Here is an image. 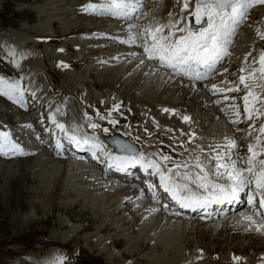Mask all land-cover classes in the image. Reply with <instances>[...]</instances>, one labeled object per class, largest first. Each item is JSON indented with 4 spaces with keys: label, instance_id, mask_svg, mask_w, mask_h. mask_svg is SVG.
I'll list each match as a JSON object with an SVG mask.
<instances>
[{
    "label": "rangeland",
    "instance_id": "1",
    "mask_svg": "<svg viewBox=\"0 0 264 264\" xmlns=\"http://www.w3.org/2000/svg\"><path fill=\"white\" fill-rule=\"evenodd\" d=\"M86 1L88 0H0V76L9 81L22 77L21 85L28 89L26 103L31 97V92L39 93L43 97L40 101L49 97L54 98L52 109L56 111L59 108L61 116L71 125H85L87 123L85 113L90 118V111L95 116L97 112L102 111L100 114L106 115L108 107L101 106L102 102L100 104L97 101L98 97H104V91L115 92L116 89L113 81L110 82V76L115 77L116 70L110 71L113 68L105 70L102 68L103 64L96 69L95 64L99 56L87 55L91 45L102 43L92 41H95L94 36L97 37L96 35L100 33L98 32L100 28L107 26L105 21L108 19L92 17L90 21L89 18H85L81 6L86 4ZM169 1H163L167 2L166 9L169 8V4L171 5V0ZM258 16L256 14L252 21H257ZM91 31L95 34H89ZM37 39L41 40L38 41L41 43H37ZM19 40H24V43L19 44ZM260 46H264L262 41ZM113 49L111 47L108 54ZM48 53L49 57L46 56ZM13 60L16 62L15 65ZM37 61L44 64L46 72H42ZM60 61L67 65L66 72L56 68L55 65ZM99 73H103L102 76H98ZM142 77L137 74L132 77L135 79V86L139 87L143 83ZM231 80L233 82L234 78L231 77ZM120 90L123 91V88ZM172 96L169 94L167 98L163 97L160 103L165 100L171 101ZM129 98L130 96H127L125 106L121 107L132 115L131 110L127 109L129 102L131 103ZM98 105L102 108L100 111H97ZM93 107L97 109L93 110ZM28 108L27 110L26 106L21 107L19 109L22 111H19L15 103H8L5 97L0 96V120L9 124L8 128L15 142L22 141L23 144L27 142L31 145L29 136L36 134L34 130L38 129L39 123L35 124V129L34 126L29 129L25 125L39 122L41 107L29 105ZM189 109L197 111L193 105ZM198 115L203 116L201 113ZM121 119H123L121 124L115 128L103 121L101 126L115 131L129 123L125 122L127 116L123 115ZM137 119H133L135 122L133 124L139 126ZM214 124L212 128L217 131L220 126L218 123ZM88 130L90 129L84 128V131ZM43 147L44 145L40 149L43 150ZM0 156H8V159L0 158V264H25L27 261L49 264L48 261L52 259L47 257L49 251L53 255V262L63 255L65 264H157L158 260L153 261L155 254L168 250L174 256L179 245H184L186 252L195 249L198 252H206V247H214L212 237L209 238L207 232L205 236L200 232L198 239L189 233L181 234L182 239L171 236L158 237L151 243L143 244L142 249L138 250L134 243L139 239L133 242L122 239L121 222L118 223L117 219L108 215L109 211L106 212L108 207L111 209L115 204V201H110L113 196L111 192L115 189L110 191L87 175L68 172L64 164H53L51 159L45 156L40 158L38 154H33V159L29 161L25 158L31 157L30 155L19 157V160L16 156L13 160L10 159L14 157L9 155ZM22 163L23 172L20 165ZM62 166L63 169L60 170ZM56 167L59 168V173ZM75 226L72 234L64 237ZM89 237L90 239H87ZM217 238L215 240L218 242H215L218 255L222 250L220 243H223L226 237ZM111 241L112 244L115 241L119 243V261L106 260L104 254H99L98 249L94 247L101 242L111 249ZM228 246L239 247L230 241Z\"/></svg>",
    "mask_w": 264,
    "mask_h": 264
},
{
    "label": "snow or ice",
    "instance_id": "2",
    "mask_svg": "<svg viewBox=\"0 0 264 264\" xmlns=\"http://www.w3.org/2000/svg\"><path fill=\"white\" fill-rule=\"evenodd\" d=\"M258 5H264V0H182L179 17L170 19L166 24L143 28L130 23L128 37L118 39L120 44L142 49L129 53L131 58L139 61L137 67L150 64L156 71L165 70L172 76L186 79L193 91L198 90L199 83H203L213 96L222 97L214 103L221 105L220 110L228 118V123L236 132L246 131V136L251 138L245 153L241 152V146L234 136H225L223 143L209 145L208 150H205L195 144V133L181 130L179 136L187 135L188 139L179 140L176 135H172L170 139L175 144L172 150L175 152L177 147L180 148L177 154H187V160L176 161L172 155L160 150L144 153L133 144L119 140L114 143L120 154H114L107 150L106 143L97 135L98 131L108 135L109 128L102 127L87 113V123L74 124L71 133L64 123L56 120L55 113H49L48 121L70 145L88 151L93 160L106 163L107 169L127 173L129 169L135 168L149 177L157 178L158 184L146 181L147 192L154 204L160 205L164 199L158 189H162L180 209L199 212L207 218H211L215 210L222 211L224 206L244 203L246 210L240 213L241 222L246 224L244 230L264 234V50L252 59L251 64L247 62L252 53L246 54L238 83L225 79L219 84H208L218 74V66L230 55L229 49L237 29L248 19L250 10ZM81 10L89 15L125 21L139 20L144 15L143 0H100L99 3L82 5ZM190 18H194L195 26L188 22ZM133 29L136 31L133 32ZM257 36L264 40V31L257 28ZM60 66L67 67L66 64ZM224 71L227 72V69ZM21 79L9 81L0 76V96L25 107L28 89L21 85ZM241 91L244 93L240 97L242 108L236 96L228 95ZM30 95L35 99V92ZM120 107V104H114L107 116L97 112L98 120H106L108 125L115 128L119 120L112 113L119 112ZM163 112L178 115L174 109L164 108ZM120 115L123 116V113ZM181 119L189 123L191 118L184 115ZM241 123H245L247 128L237 127ZM153 124L161 130L158 122L153 120ZM25 127L31 129L32 125ZM85 127L92 130L91 135L84 131ZM124 127L131 126L126 124ZM162 131L174 133L175 130L166 128ZM145 133L149 137L153 135L147 128ZM139 139L137 136L136 140ZM194 144L195 147H190ZM55 147L59 154L63 148L60 139L56 140ZM24 154V149L14 141L10 132L0 131V155ZM144 196V189H141L137 199H143ZM162 208L165 212L169 211V204L163 203ZM160 210V207H153L149 211L155 213ZM240 260L239 256L233 257L235 264H239ZM53 264H65V260L58 257Z\"/></svg>",
    "mask_w": 264,
    "mask_h": 264
},
{
    "label": "bare ground",
    "instance_id": "3",
    "mask_svg": "<svg viewBox=\"0 0 264 264\" xmlns=\"http://www.w3.org/2000/svg\"><path fill=\"white\" fill-rule=\"evenodd\" d=\"M163 1L164 0H143L146 9L144 7V15L138 20L137 24H139L142 28L155 26L157 24H166L169 22L170 19H175L181 15L180 10L182 6V0H171V5L169 4L170 1L167 0L169 1L168 9L165 8L168 7L165 6L167 2L164 3ZM99 2L100 0H93V3H99ZM169 13H172L171 17L169 16ZM256 14L259 15L257 17V21H252L253 17ZM84 16L85 18L87 17V19L89 18L90 21L92 17H95L94 15H89L86 13ZM93 20L94 19H92V21ZM163 20L166 21V23H163L164 22ZM188 22H191L193 26H195L194 18H190ZM245 22H246L245 24L241 25L237 29V32L233 37L232 44L229 49L231 55L225 58L226 63L224 65L222 75H220L219 78L217 77L215 80H211V81L209 80L208 81L209 85H211L212 83L219 84L221 81L225 79L232 81L231 77L234 78L233 82L238 83V78L239 75L241 74L240 68L245 66L244 58L246 54H248L249 52L252 53V55L248 58V62H247L248 64H251L252 59L254 57H258L259 55L258 53L262 48V46H260V42L262 41L264 43V40L259 39V37L257 36V28H260L262 31H264V5H258L255 8L251 9L248 15V19ZM106 27L100 28V31H98L100 33L96 35L97 37L94 36L93 40L95 41L92 42H97V41L105 42V39L99 38V36L106 35L108 33ZM44 31L46 32L47 30L45 29ZM133 31H136V29H133ZM124 32L125 31H116L115 35L112 36L111 39H113L114 42L109 41L111 44L108 45L110 47H113L114 49L113 51H109L110 54H108V50H109L108 48L100 47L101 44L96 46L91 45V48H89V52L87 54L89 56L91 55H96V57L99 56V59L97 60L98 62L95 61L96 62L95 65L97 66L96 69H99L98 67H100V65L103 64V66L102 65L101 66L105 70L107 68H114L110 71L116 70V72H114L115 77L110 76V80H111L110 82L113 81V83L115 84L114 88L116 87L115 92L104 91V97H98L97 100L98 102H100V104L102 102L101 106L106 105L108 107L106 115L104 116H107L109 110L112 109L114 104H120L121 106L124 105V103H126L125 101L127 99V96H130L129 100L131 101V103L129 102L128 104L129 108L127 109L131 110L132 115H130L131 114L130 112H129L130 114H128V111L125 112V110H123L122 108L123 106L120 107L119 112H113L112 115L113 117H117L119 123L121 124V121L124 118L121 119L120 113H123V115L127 116L126 119L127 121L125 120V122L129 121L128 124L131 127L130 128L119 127V129H117V131L119 132L109 133L106 136H109L111 134H120L125 138H128L130 141H132V143H134L138 147V149L144 153H150L160 150L164 153L172 155L176 161H183L188 159L187 154H185L184 156H180L177 154L178 152L181 151L180 148L177 147L175 152L172 150V147H175L174 142L170 139L172 135H176L179 140L187 141L188 139L187 135L183 137L179 136V132L181 130L184 133H195L196 135L195 144L201 145L202 147L205 148V150H208L209 145L223 143V138L225 136L228 137L234 136L241 146V152L242 153L246 152L247 144L250 142L251 138L246 136V131L236 132L234 127L230 123H228V118L220 110L221 105H216L214 103L216 99L222 97L213 96L210 92H208V90L202 84H198L197 85L198 90L193 91L190 87H188V84L184 83L183 81H180L178 77L170 75L165 70L156 71L150 64H145L144 66L137 67L139 61L131 58L129 56V53L132 51H142V49L136 47L129 48V45L127 44H120L118 40H116V37L118 39H126V37L122 35V33ZM18 43L23 44L24 40H19ZM103 49H106V51H102ZM46 56L49 57L50 53H48ZM52 57L54 58L55 56ZM128 59H131L129 61L130 66L128 65V63L126 64V60ZM61 64L64 63L60 61L58 66L57 64L55 65L56 68L59 69L60 71H65V67L60 66ZM37 65L42 68V72H46L47 69L41 61H37ZM225 69H227V72L224 71ZM102 74L103 73H99L98 76H102ZM135 74L141 77L144 76L142 77L144 79L143 83H141L139 87L134 85L135 79H132V77ZM64 75H66V73ZM21 76L23 75L21 74ZM214 77L215 76H213L211 79H213ZM117 85L119 88H117ZM122 88L123 91L120 90ZM35 94L37 101H40V99L43 98L39 93L35 92ZM169 94L173 95L171 101L165 100L160 103V99H162L163 97L167 98ZM243 94H244L243 91H241L240 93H229L228 95L231 96L236 95L237 103H240L242 108V101L240 100V97ZM40 102L42 105L49 106L50 108H52L51 106L54 102V98L52 97L45 98L42 99ZM192 105L194 106V108L196 107L197 111L193 112L189 109V107H192ZM164 108H168L170 110L174 109L176 113H178V115L165 113L163 112ZM101 109L102 108H99L97 109V111H100ZM41 111L43 113L44 111L43 108L41 109ZM198 113L203 114V116L198 115ZM184 115H187L191 118L189 123H184L182 121L181 118ZM43 116L46 119V115L44 114ZM55 118L57 121L60 122L62 121L57 115H55ZM136 118H138L137 120L140 123L139 126L133 124L135 123L133 119ZM153 120L159 123L161 130H158L155 127V125L153 124ZM103 122H107V121L105 120ZM103 122L99 121L100 124H102ZM207 122L209 123V126ZM217 123L219 124L220 128L218 127V130L216 131V129H213L212 127L213 124L216 125ZM35 124H37V122L31 123V125L34 126V129H35ZM8 126L9 124H7L5 121L0 120V131L4 130L10 132ZM237 127H239L240 129H246L247 125L245 123H241ZM47 128H48L47 126L45 127L42 126L41 128L38 127V129H36L37 131H39L38 135L36 134L33 136L32 135L29 136V139L32 142L31 145L28 144L27 142L26 144H23L22 141L19 142L17 141V143H19V145L24 149L25 152L24 155L30 154L31 156V157H26L25 160L26 161L32 160L33 154H38L40 158L41 156L43 157L45 156L51 159L53 164H59V163L64 164L68 172H77V174L87 175L88 177L92 178L94 182L100 184L103 187L110 189V191L111 189H115V191L113 190V192H111L113 193L112 195L114 197L112 196L110 200V201H115L114 202L115 204H113L114 206L112 205L111 209L108 207L106 212L109 211L108 215L110 217H114L115 219H117L118 223L121 222L120 224L121 226H123V228L121 230L120 236H122L121 237L122 239L129 242L137 241L139 239V241L134 243L135 245H137L138 250L142 249L143 244L151 243L154 239L158 237L171 236L172 238L175 239H182L181 234L189 233L192 234L194 238L198 239V234L200 232L202 233L203 236H205L207 232L209 234V238L212 237V242H214V247L213 248L206 247V252L205 251L198 252L197 249L191 252H186L184 251L185 250L184 245H179L176 247L177 252L174 254V256L172 255V252L168 250L158 255L155 254L153 261L158 260L157 264H235V262L233 261L234 256L241 257L239 264H264V234L257 233L255 231L244 230L246 224L245 222H241L240 220V213L243 210H237V214H234L231 217H229L228 215L225 216L221 213L216 216H211V218L205 217L204 218L206 220L205 223H198L197 220L193 221L192 218L190 219H187L185 217L173 218L165 211L161 213L159 211L155 213H151L149 210L156 206L154 203L150 202V199H146L145 196L143 199H137L142 189L139 185H137V182H127L131 184L132 183L135 184L134 188H127L128 187L127 185H119L117 182V180H121V181L124 180L118 178L109 179L107 178V175H105L104 177L103 174L100 173L97 166H94L93 164L90 165L84 164L83 162H85V160H80V159L78 160V158L71 156L57 159L56 157L53 158L52 155L47 154V152L49 151H47L45 146L46 144H49V141L48 139L44 138L45 137L44 134ZM53 128H55L54 125ZM53 128L51 124L50 130ZM145 128H147L150 132L153 133L151 137H149L145 133ZM166 128H171L175 131L174 133H165L164 131H162V129H166ZM111 131L112 130H109V132ZM87 133L91 135L92 130L91 129L88 130ZM97 135H99L100 139L102 140V136L105 134H103L102 131H98ZM137 136L140 137L139 140H136ZM37 137H39V139H37ZM195 144L191 145L190 147H195ZM43 145H44L43 147L44 149L42 150V148L40 149V147H42ZM107 150L111 152V150H109L108 147ZM197 151L199 150L197 149ZM75 154L83 155L84 152L83 153L75 152ZM9 156L14 157L17 155H9ZM21 162H23V159H21ZM20 165L23 167L21 168L23 172L24 164L22 163ZM58 167H56V171H58L59 169ZM62 169L63 166L60 167V170ZM59 172L60 171H58L57 173ZM80 195H81V191H80ZM75 228L76 226L73 229H70L69 232H67L64 235V237L65 236L68 237L70 234H72ZM216 237L218 238L226 237L225 240H223V243H220L222 250L221 253H219L218 255L216 254V250H217L216 246L218 242L217 240H215ZM192 238L190 237V239ZM87 239H90V237ZM116 239L121 241V239L119 238ZM229 241L234 244L236 243V245L239 247L236 248L235 246L232 247L228 246ZM256 244L259 247L255 246ZM110 245H112L111 249L107 248L103 243L99 242L94 247L98 249L99 254H104L103 257L106 260H109L110 262H113L114 259L120 260V255H118V253L120 252L119 243L115 241L112 244L111 241ZM141 253L142 251L139 254ZM47 257H52V259H54L50 251L48 252ZM202 257L203 259H201ZM52 259L51 261H48L49 264H53ZM33 263L36 264L35 261L25 262V264H33ZM42 264H47V262Z\"/></svg>",
    "mask_w": 264,
    "mask_h": 264
},
{
    "label": "water",
    "instance_id": "4",
    "mask_svg": "<svg viewBox=\"0 0 264 264\" xmlns=\"http://www.w3.org/2000/svg\"><path fill=\"white\" fill-rule=\"evenodd\" d=\"M106 138H107L106 142L110 146H112L114 148L115 152L118 153V154H120V152H119V149L117 148L116 144L114 143V141L119 140V141L124 142V143H131V144H133L128 139H126V138H124V137H122L120 135H112V136L106 137ZM133 146L136 148V146L134 144H133Z\"/></svg>",
    "mask_w": 264,
    "mask_h": 264
}]
</instances>
